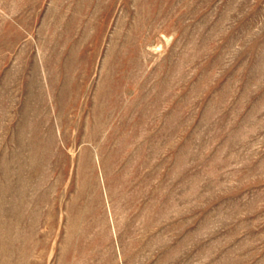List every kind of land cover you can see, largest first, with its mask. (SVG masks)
<instances>
[{
    "label": "rangeland",
    "instance_id": "obj_1",
    "mask_svg": "<svg viewBox=\"0 0 264 264\" xmlns=\"http://www.w3.org/2000/svg\"><path fill=\"white\" fill-rule=\"evenodd\" d=\"M0 264H264V0H0Z\"/></svg>",
    "mask_w": 264,
    "mask_h": 264
}]
</instances>
